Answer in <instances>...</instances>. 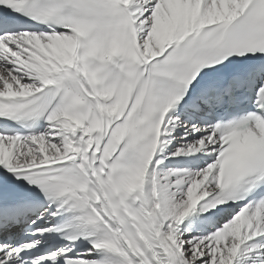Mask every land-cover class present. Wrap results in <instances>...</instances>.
Listing matches in <instances>:
<instances>
[{
	"label": "snow or ice",
	"instance_id": "1",
	"mask_svg": "<svg viewBox=\"0 0 264 264\" xmlns=\"http://www.w3.org/2000/svg\"><path fill=\"white\" fill-rule=\"evenodd\" d=\"M0 264H264V0H0Z\"/></svg>",
	"mask_w": 264,
	"mask_h": 264
}]
</instances>
